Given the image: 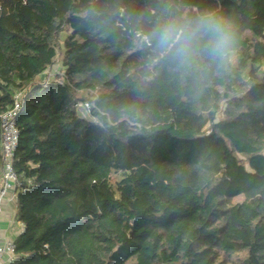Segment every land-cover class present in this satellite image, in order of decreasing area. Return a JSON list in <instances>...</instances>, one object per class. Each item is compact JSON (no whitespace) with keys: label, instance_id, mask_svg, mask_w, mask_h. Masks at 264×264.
I'll list each match as a JSON object with an SVG mask.
<instances>
[{"label":"trees","instance_id":"1","mask_svg":"<svg viewBox=\"0 0 264 264\" xmlns=\"http://www.w3.org/2000/svg\"><path fill=\"white\" fill-rule=\"evenodd\" d=\"M208 9L230 72L145 85L129 19ZM19 93L9 264H264V0H0V171Z\"/></svg>","mask_w":264,"mask_h":264},{"label":"clouds","instance_id":"2","mask_svg":"<svg viewBox=\"0 0 264 264\" xmlns=\"http://www.w3.org/2000/svg\"><path fill=\"white\" fill-rule=\"evenodd\" d=\"M129 23L144 54L145 85L166 73L196 88L226 75L235 63L241 33L234 16L212 9L196 15L165 11L148 26L142 17Z\"/></svg>","mask_w":264,"mask_h":264},{"label":"built area","instance_id":"3","mask_svg":"<svg viewBox=\"0 0 264 264\" xmlns=\"http://www.w3.org/2000/svg\"><path fill=\"white\" fill-rule=\"evenodd\" d=\"M22 97L23 93L17 94L13 108L1 115L2 171L0 175V214L4 211L7 200L13 202L15 200V187L18 175L14 168L13 159L19 140L16 116L21 109ZM85 107H89V103H85ZM14 258L13 241H1L0 239V264H9Z\"/></svg>","mask_w":264,"mask_h":264},{"label":"crops","instance_id":"4","mask_svg":"<svg viewBox=\"0 0 264 264\" xmlns=\"http://www.w3.org/2000/svg\"><path fill=\"white\" fill-rule=\"evenodd\" d=\"M1 175V171H0ZM15 205L13 201H6L4 211L0 214L1 241H14L22 231L23 225L15 218Z\"/></svg>","mask_w":264,"mask_h":264},{"label":"rangeland","instance_id":"5","mask_svg":"<svg viewBox=\"0 0 264 264\" xmlns=\"http://www.w3.org/2000/svg\"><path fill=\"white\" fill-rule=\"evenodd\" d=\"M60 70H61V64L60 63H57L56 65H54L50 69V71L48 72V78H47L46 82L56 81L57 80L56 75L61 72Z\"/></svg>","mask_w":264,"mask_h":264}]
</instances>
